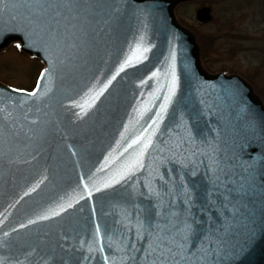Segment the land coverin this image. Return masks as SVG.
Listing matches in <instances>:
<instances>
[{
  "label": "water",
  "instance_id": "95a60500",
  "mask_svg": "<svg viewBox=\"0 0 264 264\" xmlns=\"http://www.w3.org/2000/svg\"><path fill=\"white\" fill-rule=\"evenodd\" d=\"M186 1L0 0V52L20 41L47 73L35 96L0 82V264H145L125 244L149 182L177 209L191 196L209 264H264V104L241 76L205 70L174 12ZM189 132L216 148L228 183L161 163ZM148 136L145 167L105 187Z\"/></svg>",
  "mask_w": 264,
  "mask_h": 264
},
{
  "label": "snow or ice",
  "instance_id": "6c2138e0",
  "mask_svg": "<svg viewBox=\"0 0 264 264\" xmlns=\"http://www.w3.org/2000/svg\"><path fill=\"white\" fill-rule=\"evenodd\" d=\"M144 51H147V49ZM123 67L122 65L121 71ZM46 74V72L41 74L42 79ZM175 86L176 82L175 78H173L169 89V97L165 100L166 104L171 95H174ZM106 87L107 85H105ZM36 94V92L29 93L32 96ZM99 94L97 93V96ZM163 111L164 107L161 108V113ZM153 123L155 124L156 121H153ZM161 143L164 142L162 141ZM151 145L152 137L148 136L146 142H142L137 159L127 167L125 172L118 174L112 181L106 183L105 187L110 186L113 182L119 183L127 175L143 169L145 165L142 157ZM160 152L162 164L167 163L187 168L189 169V174L193 176L198 174L199 166L203 165L206 171L214 177L215 184L220 185L229 182L227 165L216 148L213 147L211 151H208L191 132H189L188 136L179 135L178 138L171 140L164 148L160 149ZM174 170V168H165L164 172L157 178V182L164 192L169 191L167 188L169 179H166V177H168L169 172ZM129 187L131 188V185ZM144 187L147 192L142 193V195L151 203L149 208H137L134 211L133 216L136 217L138 227L131 238L132 242L125 244V249L142 253L145 264H209V257L215 254V249L205 247L206 244L210 245L211 241L209 240V234L201 231L198 221L194 219V214L190 210L191 196L186 195L180 201V208L177 209L171 200L165 203L162 192L157 188H153L151 182L144 185ZM68 206L71 207L70 204ZM53 214L55 215L56 213ZM41 219H47V217H41ZM125 227L128 226L126 225ZM138 244L140 247L137 246ZM105 259L107 260V257ZM128 259L137 260L138 257L129 256Z\"/></svg>",
  "mask_w": 264,
  "mask_h": 264
},
{
  "label": "rangeland",
  "instance_id": "374dc122",
  "mask_svg": "<svg viewBox=\"0 0 264 264\" xmlns=\"http://www.w3.org/2000/svg\"><path fill=\"white\" fill-rule=\"evenodd\" d=\"M200 4L187 2L177 11L180 22L196 33L207 70L244 75L264 101V0L214 2L208 23L197 19ZM43 67L19 43L0 54V80L15 88H35Z\"/></svg>",
  "mask_w": 264,
  "mask_h": 264
}]
</instances>
